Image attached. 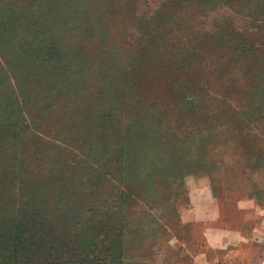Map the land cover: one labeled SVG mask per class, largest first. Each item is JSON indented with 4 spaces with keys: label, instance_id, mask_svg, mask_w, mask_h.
<instances>
[{
    "label": "trees",
    "instance_id": "obj_1",
    "mask_svg": "<svg viewBox=\"0 0 264 264\" xmlns=\"http://www.w3.org/2000/svg\"><path fill=\"white\" fill-rule=\"evenodd\" d=\"M252 28L264 0H0V264H122L220 139L264 166Z\"/></svg>",
    "mask_w": 264,
    "mask_h": 264
},
{
    "label": "rangeland",
    "instance_id": "obj_2",
    "mask_svg": "<svg viewBox=\"0 0 264 264\" xmlns=\"http://www.w3.org/2000/svg\"><path fill=\"white\" fill-rule=\"evenodd\" d=\"M256 29L250 35L263 36ZM240 142L238 137L217 142L213 175L190 172L169 201L135 206L138 231L125 234L122 264H198L197 256L201 264H242L246 239L264 234V166L244 169ZM260 145L264 148V138Z\"/></svg>",
    "mask_w": 264,
    "mask_h": 264
},
{
    "label": "crops",
    "instance_id": "obj_3",
    "mask_svg": "<svg viewBox=\"0 0 264 264\" xmlns=\"http://www.w3.org/2000/svg\"><path fill=\"white\" fill-rule=\"evenodd\" d=\"M262 241H264V234H259L257 236L255 234H251L248 237V239H246V242L242 249V253H243L242 264H257L250 262H254L255 260H263L261 258V255L264 252V244L261 243ZM194 260H196L198 264L199 263L201 264L202 262V260H200L198 256L194 257L193 262ZM262 263H264V260L262 261Z\"/></svg>",
    "mask_w": 264,
    "mask_h": 264
},
{
    "label": "built area",
    "instance_id": "obj_4",
    "mask_svg": "<svg viewBox=\"0 0 264 264\" xmlns=\"http://www.w3.org/2000/svg\"><path fill=\"white\" fill-rule=\"evenodd\" d=\"M262 264H264V263H262Z\"/></svg>",
    "mask_w": 264,
    "mask_h": 264
}]
</instances>
